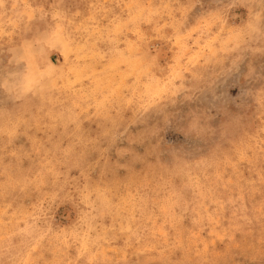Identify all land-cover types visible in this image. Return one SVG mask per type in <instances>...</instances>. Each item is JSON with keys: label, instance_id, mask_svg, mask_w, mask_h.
<instances>
[{"label": "rangeland", "instance_id": "374dc122", "mask_svg": "<svg viewBox=\"0 0 264 264\" xmlns=\"http://www.w3.org/2000/svg\"><path fill=\"white\" fill-rule=\"evenodd\" d=\"M0 264H264V0H0Z\"/></svg>", "mask_w": 264, "mask_h": 264}]
</instances>
